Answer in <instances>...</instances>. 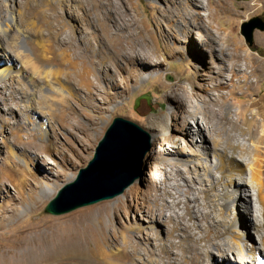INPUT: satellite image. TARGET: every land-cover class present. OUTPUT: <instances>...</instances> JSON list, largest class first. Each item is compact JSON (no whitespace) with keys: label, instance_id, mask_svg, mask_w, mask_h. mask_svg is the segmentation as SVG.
<instances>
[{"label":"rangeland","instance_id":"obj_1","mask_svg":"<svg viewBox=\"0 0 264 264\" xmlns=\"http://www.w3.org/2000/svg\"><path fill=\"white\" fill-rule=\"evenodd\" d=\"M196 2L199 6H196ZM207 2L208 0H0L1 25L7 24L5 19L9 11L16 14L15 24L11 29L5 30L4 26L0 28V37L6 31V36L1 41L7 49L6 54L0 49V68L7 64L14 70H18L20 64L25 66V75L0 79V255L5 250H13L14 247L9 243L22 239L23 234V241L26 240L29 245L31 240L37 238L50 240V248L45 250L53 253V256L48 253L52 258L48 257L47 264L236 263L238 255L229 253L222 259L213 247L211 252L204 254L201 248L205 242L194 241L193 234L196 230L191 229V226L196 221L194 215L199 213L198 203L188 201L193 197L189 187L191 185L193 189L198 187L206 190L202 194L205 202L222 208L223 217L234 213L239 222L238 231L242 233L244 223L248 222V211L247 203L240 200L250 196L253 216L257 221L262 220L255 190L250 183L247 158L235 155L245 169L242 179L247 185L238 190L241 198L230 211L223 206L219 196L216 199L213 196L221 192L222 186H215V190L219 192L211 190L214 178H221L220 172L212 169L211 175L204 176L202 171L200 174L203 182L200 183V180L194 179L195 175L188 167L178 164L164 166L157 159L160 149L167 152L162 143L165 134L170 137L169 141L173 142L176 151L180 152L187 146L193 152L189 156L194 159L203 153V148L199 147L203 145L202 138H190L184 130L185 123H194L196 120V117H188L190 102L196 103V98L188 97L190 93L197 92L207 101L210 93L223 95L219 106L210 107L218 110L222 115V123L229 128L227 133L220 134L223 141L227 140L229 133L236 142L239 138L243 142L242 138L246 136H241L238 129L245 126L239 123L238 129L232 127L234 131L228 121L237 119L235 114L239 109H244L246 117L251 118L252 110L264 99V30H255L252 45L242 33L244 24L254 18H260L264 22V7H254L255 0H212L216 21L212 22L214 27L210 31L202 22L207 20L209 13L206 10ZM114 31L121 36L138 34L139 37L134 39L138 47L143 43L153 51L156 60L164 62L151 68L146 79L142 75L129 76L130 71H123L124 61L120 56V50L126 41L121 38L106 43L101 38V35H110ZM215 36L217 39L213 41ZM225 37L229 44L247 50L253 61L240 60L237 64L242 65L244 71L238 72L240 68L236 67L233 72L236 76L228 82L229 86L225 84L220 93L204 91V88L212 89L214 80H221L217 75L223 67L220 61L226 60V55L229 54V51H219L226 46L223 40ZM89 38L97 51L86 49L85 43ZM101 55L110 57V61L116 63L121 76L115 81L117 87L108 88V92H113L110 98L105 101L99 96L96 100L89 101L86 96L87 88L94 89L89 82L100 80L99 88L103 89L106 87L103 72L112 75L109 62H99ZM153 57L149 58L150 61H153ZM246 73L247 79L242 76ZM225 75L230 78L232 76L230 72H225ZM26 76H33L35 83L28 81ZM124 80L131 82L125 83ZM192 83L200 87L196 89ZM60 86L71 92L70 96L59 93ZM178 86H184V89ZM97 106L102 109L96 110ZM117 117L134 122L148 133V143L144 144L146 153L139 169L141 176L113 199L59 216L47 213L46 205L59 189L74 182L79 171L88 166L99 141ZM198 117L199 123H204V117ZM154 120H159L162 125L152 128L151 122ZM41 124H45L48 132L45 138ZM196 139L199 146L196 145ZM205 156L207 159L203 161L210 167L212 154ZM24 159L29 162L27 167L36 179L30 177ZM17 176L28 179L21 190L23 196L18 194L15 186L18 178L13 180ZM184 176L190 178L189 182L185 181L187 177L184 179ZM43 177L49 179V184ZM50 187H55L56 190L47 195V192H52ZM157 208H163V211H156ZM176 213L184 219L164 221L162 218L163 215L173 216ZM153 214L158 219L157 230H160V237L167 249L160 247L158 241L148 239V235L139 236L131 230L127 234L138 246V252L121 262L115 258L104 260L102 256L96 255L63 257L60 253L63 255L68 252L65 249L68 248L67 243L60 246V249L53 248L52 245L63 239L61 234L65 226L83 229L87 224L99 229V219L102 216L105 237L113 247H117L114 243L115 238H118L117 230L142 221L146 224ZM183 224L190 228L184 229ZM202 225L207 224L203 222ZM107 227H112L114 231H109ZM215 228L225 232L222 224ZM255 238L258 239L256 235ZM221 239L217 238L214 242L219 243ZM91 245L92 242L89 241L84 246L89 248ZM15 250L23 257L30 247L25 245ZM243 258L247 264H254L251 253L245 252ZM9 261L13 262L14 259L10 256Z\"/></svg>","mask_w":264,"mask_h":264},{"label":"bare ground","instance_id":"obj_2","mask_svg":"<svg viewBox=\"0 0 264 264\" xmlns=\"http://www.w3.org/2000/svg\"><path fill=\"white\" fill-rule=\"evenodd\" d=\"M197 1V0H192ZM206 6V10L209 12L207 14V20H202L206 28L208 30L212 31L213 24L212 22L216 21V15L213 12L212 9V0H208ZM216 5V4H215ZM262 6L264 7V0H255V6ZM196 6H199V3ZM214 8V7H213ZM216 9V8H215ZM15 12L9 11L8 15H6V23L2 24L0 22V28L3 26L5 27V30L11 29L13 25L15 24ZM64 25V24H63ZM71 27V26H70ZM72 28V27H71ZM219 30L222 28L219 27ZM217 29V32L219 31ZM106 31V29H105ZM6 32V31H5ZM3 33L0 37V49L4 51V53H7V49L3 46L1 38L6 36V33ZM214 35V34H213ZM138 34L130 33L126 36H121L120 33L112 32L110 35L108 33L101 35V38L104 42H115L118 39L121 38L126 41V44L121 48L120 56L122 57L123 63V71H130L128 74L129 76H140L142 75L143 79H146V74L150 72L151 68L154 66L160 65L163 63V60H156V56H154V53L151 49H148L146 45H140L138 47V43H136L135 37H137ZM24 37V36H23ZM139 37V36H138ZM217 37L215 36L213 41H216ZM223 39V38H222ZM224 43L226 44L225 48L219 49L223 53V51H229V54L226 55V60L222 59L220 61V64H222V68L217 72V75L221 80H214L215 83L212 86V89L204 88V91H217L220 93V90L225 88V84H228L229 81H232V77L236 76L233 72L236 67L240 68L238 72H243L244 69L241 68L242 65L237 64L240 60H245L246 62L253 61L252 55L247 52V50H244L241 47H238L237 45L229 44L228 39L225 37ZM139 41V40H138ZM119 42V41H118ZM70 43V42H69ZM235 44V43H234ZM86 49L97 51V48L92 44L91 39H87L86 43ZM117 48V47H116ZM115 54V53H113ZM119 56V55H118ZM119 56V57H120ZM154 56V57H153ZM150 57H153V61H150ZM152 59V58H151ZM110 57H107L105 55H101L99 58L100 63L109 62V68L112 69V75H108L107 73L103 72V81L106 83V87L103 89L99 88V84L101 83L100 80H95L96 82H89L90 86H94V89L87 88V100L97 99L99 96L103 98V100H107L110 98V96L113 94L112 91L108 92V88L113 86H118L116 79L118 76H121V71L116 65V63H113L110 61ZM230 62V63H229ZM152 64V65H151ZM157 64V65H156ZM247 65V63H246ZM256 65V64H255ZM20 68L18 70H14L11 65L7 64L4 65L2 68H0V79H4L7 76H10V78H13L17 75H25V66L23 64L18 65ZM248 66V65H247ZM99 71V70H98ZM101 74L102 72L99 71ZM225 72H230L232 74L231 78L227 77L225 75ZM84 73V72H83ZM89 73V72H88ZM86 74V73H84ZM83 76V75H82ZM244 78L247 77V73L242 75ZM28 81L31 83H35L33 76L29 77ZM129 79V77H128ZM88 81V80H87ZM120 81V80H119ZM127 81L131 80H124L126 83ZM133 81V80H132ZM123 83V82H122ZM190 83V82H189ZM129 84V83H128ZM191 84V83H190ZM192 86L197 89L198 86L195 83H192ZM88 87V86H87ZM181 89H184V86H178ZM202 90V88H200ZM231 90V89H230ZM59 93H61L63 96L69 95L71 92L66 91L65 87L60 86ZM70 96V95H69ZM176 96V95H175ZM223 95H216L214 93H210L209 95V101L206 99H203L199 96V93L192 92L189 94V98H196V103L194 101L190 102L189 105L190 111L188 112V117L195 118L196 120L194 123H185V134L189 135L190 138L193 137H201L203 145H198V139H196V145L203 148V153L201 155H197V159L191 158L189 154L193 155L192 150H188L187 146H184V149L182 151H176V147L174 146L172 141L170 140V137L168 135H164V140L162 139L163 147L167 152H164L162 150L158 151V157L157 159L160 160V164L166 166V165H172V164H178V165H184L188 167V170L192 173H194L195 177L194 179H197L200 183L203 182L202 174L204 176L211 175L212 169L217 170L221 173V178L217 179L214 178L212 184V189L215 193L218 190H215V186H222L221 192L219 194H215L214 199L217 198V196L220 197V199L223 201V206L228 210H232L231 207L234 205V203L241 198L238 194L239 189H243L245 185H247L246 182L243 181L242 177L244 175L245 169L243 168V165L239 163L236 159L235 155H239L241 158L246 157L249 165L250 170V183L251 187L255 190V195L257 198V203L259 204V208L262 214V220L257 221L255 217L253 216L252 207H251V199L250 196H248L246 199L240 200L242 203H247L246 205V211H248V215L246 218H248V222L244 223V232L238 231V219L234 215V213L227 215H224L223 217V211L222 208H217L215 206L210 205V203L205 202L204 198L202 197L206 190H201L200 188L193 189V186L190 185L189 189L192 191L193 197H191L188 201H194L197 202V215H194L196 218V221L192 224L191 229L196 230L193 234L194 241L196 242H205L204 247L201 248V251L204 254H207L212 251V248H215L220 254L219 257L222 259H225L226 255L229 253L236 254L238 257L235 259V264H247L245 259L243 258V255L245 252L251 253L252 256V263L254 264H264V99L262 102L259 100V105L257 108L252 110V117L247 118L244 109L237 110L235 116L236 120L231 119L228 121V125L232 127H236L238 129V124L241 123L245 126V128L242 126L240 129V135L246 136L243 139V142L240 141L241 138L236 142L235 138L231 136V134L228 133L227 140L223 141V139H220V134L222 132H226L228 130L224 124L222 123L221 116L219 112L216 111V109H211L210 107L219 106V102L221 100ZM264 98V94H263ZM210 105H208V103ZM207 103V104H206ZM94 109V108H93ZM96 110H101L102 107L97 106L95 108ZM94 109V110H95ZM64 112V110L62 109ZM198 115H201L204 117V123H199L200 117ZM227 118V117H225ZM152 128H155V126L162 125L159 120H154L151 122ZM41 127L44 128L42 135L43 138H45L48 134V132L45 130V124H41ZM234 128L232 130H234ZM235 131V130H234ZM237 131V130H236ZM222 135V134H221ZM239 135V136H240ZM220 136V137H219ZM223 137V136H222ZM237 137V136H236ZM166 140L168 142H166ZM223 143H221V141ZM161 141V140H160ZM191 141V140H190ZM192 142V141H191ZM175 144L177 142H174ZM168 145V146H167ZM195 145V144H194ZM189 147V146H188ZM200 150V148H198ZM171 151V152H170ZM187 154L186 156L183 154ZM212 154V164L210 167H208L204 163V159H207L205 155ZM195 155V154H194ZM245 158V159H246ZM26 168H29V162L27 160H23ZM246 161V160H245ZM158 163V162H157ZM162 166V168H164ZM203 171L202 174H200ZM32 172L29 168V173ZM20 175V174H19ZM30 177L33 179H36L33 173H30ZM187 177V176H186ZM184 176V179L186 178ZM18 178V179H16ZM188 178V177H187ZM185 179V181L189 182V179ZM16 179L15 186L18 190V194L20 196H23L22 187L27 184L28 179L17 176L13 178V180ZM49 184L48 178L43 177ZM192 179V178H191ZM12 180V181H13ZM193 180V179H192ZM193 183V181H191ZM198 182V183H199ZM52 192H47V195L53 194L55 192V187H50ZM218 188V187H217ZM216 188V189H217ZM193 189V190H192ZM219 189V188H218ZM219 192V191H218ZM209 196V195H208ZM187 214L189 215V208H187ZM104 211V210H103ZM118 211V210H117ZM116 211V212H117ZM156 211H163V208H157ZM232 215V216H231ZM164 221H171L173 218H178L180 221L184 219L183 216L176 213L175 215H163L162 216ZM157 217L155 214L153 216H149V220L145 224V222L141 223H135L134 225H128L127 227H123L120 231H116L118 234V238H115L114 243L117 244V247H113L110 243V241L105 237L104 234V227L103 225V217L100 216L99 219V229L96 227L85 225L83 229H80L78 226L72 227V226H65L62 230V238L52 245L53 248H59L63 244L67 243V247L65 248L68 250V252L63 253V256L69 255L71 257H79V256H102L104 260L112 258L114 260L117 259L118 261H123L124 259H129L132 257L133 254L137 253L138 246L136 243L131 239V237L127 234L128 231H134L137 233V235H148V239L152 238L159 242V246L162 248H165V244L163 243V239L160 237V230H157L159 228L157 226ZM205 222L207 225H202V223ZM181 224V223H180ZM222 224L225 228V232L223 233L220 230L214 229L215 226ZM184 229L190 228V226L183 224ZM109 231L113 230L112 227H107ZM220 228V227H219ZM32 230V229H31ZM114 231V230H113ZM151 235V236H150ZM255 235L258 237V239L255 238ZM212 236V239H211ZM18 238V237H17ZM21 238H18L17 240L10 242L14 249L13 250H5L3 253H1L0 258V264H47L48 259V253L49 251L45 250V248H50V240L49 239H33L31 240L30 245L26 244L23 241L24 235L21 234ZM61 238V237H60ZM222 238L219 243H215V239ZM92 242L91 247L87 248L84 246L88 242ZM251 244H249L248 242ZM50 243V244H49ZM25 245L30 247V250L23 254V257H21V254L16 252V248L24 247ZM33 246V247H32ZM36 247V249H34ZM43 248V249H38ZM211 248V249H210ZM63 249V248H62ZM115 249V250H113ZM167 249V247H166ZM44 250L46 252H44ZM55 250V249H53ZM56 251V250H55ZM60 252V251H59ZM150 252V251H149ZM59 254L58 252H56ZM51 254V253H50ZM53 254V253H52ZM51 254V255H52ZM147 253H145L146 255ZM14 259L13 262L9 261V257ZM53 256V255H52ZM49 257V258H52ZM55 256V255H54ZM58 258V256H57ZM100 258V257H99ZM149 259V258H148ZM249 263V262H248Z\"/></svg>","mask_w":264,"mask_h":264},{"label":"water","instance_id":"obj_3","mask_svg":"<svg viewBox=\"0 0 264 264\" xmlns=\"http://www.w3.org/2000/svg\"><path fill=\"white\" fill-rule=\"evenodd\" d=\"M256 29L264 30L260 18L243 26L242 33L250 45ZM145 143H148L145 130L134 122L115 118L99 141L88 166L79 171L74 182L58 190L46 205V212L59 216L121 195L141 176L139 169L146 153Z\"/></svg>","mask_w":264,"mask_h":264}]
</instances>
